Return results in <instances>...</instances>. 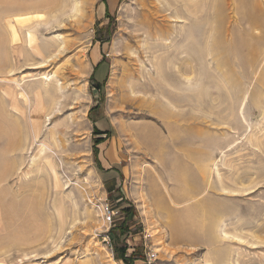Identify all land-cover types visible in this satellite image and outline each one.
<instances>
[{
	"label": "rangeland",
	"instance_id": "1",
	"mask_svg": "<svg viewBox=\"0 0 264 264\" xmlns=\"http://www.w3.org/2000/svg\"><path fill=\"white\" fill-rule=\"evenodd\" d=\"M195 1L0 3V264H264V0ZM144 6L164 36L140 30ZM16 23L53 63L35 69L26 36L12 49ZM149 81L166 119L140 110ZM55 88V105L40 98ZM149 170L162 210L142 196Z\"/></svg>",
	"mask_w": 264,
	"mask_h": 264
},
{
	"label": "bare ground",
	"instance_id": "2",
	"mask_svg": "<svg viewBox=\"0 0 264 264\" xmlns=\"http://www.w3.org/2000/svg\"><path fill=\"white\" fill-rule=\"evenodd\" d=\"M6 1V4H8L9 5V7L11 6L8 2H13L14 1V4H16L15 3V1L16 0H5ZM5 1H1L0 3H2V5H3V3L5 2ZM47 1V0H46ZM194 1V0H193ZM196 1H198V0H196ZM195 1V2H196ZM12 2H11V4H12ZM49 2V1H48ZM199 2V1H198ZM43 3V2H42ZM50 3V2H49ZM50 4H52V3H50ZM1 5V4H0ZM194 5V4H193ZM4 6V5H3ZM5 6H7V5H5ZM46 6V5H45ZM49 6V5H48ZM48 6H47V8H48ZM14 7V9L12 10V11H14V12H19L20 13V9H18V7L17 6H13ZM199 7V6H198ZM4 9H5V7H3ZM31 8V7H30ZM32 8H33V6H32ZM31 8V9H32ZM149 8V7H148ZM218 8V7H217ZM7 9V8H6ZM8 10H10V9H8ZM18 10H20V11H18ZM39 10V9H38ZM52 10V9H51ZM22 11H24L23 9H22ZM25 12V11H24ZM52 12V11H51ZM46 13V12H45ZM158 14L156 13V12H154V11H152L151 9L149 10V9H146V6H144L143 7V9H141L140 11H139V13L137 14V19H136V23H137V25L140 27V30H143L144 32L143 33H146V35L148 34V35H150V38H151V36L152 35H155V36H164V30L162 31V29H160V28H158V26H156L155 24L157 23V22H162V21H160L159 19H160V17H158L157 16ZM16 24H17V26H16ZM15 25H13V26H11L10 25V27H8V33H7V35H8V43H9V45H11L12 46V49H14V48H16V47H18L19 45H22V43L23 42H26V40H25V38L28 40L27 41V43H28V46H29V49H30V56H33V57H39L40 59H41V65L40 66H38V67H34L35 69H38V68H44V67H47L48 65H49V63H53L54 61L53 60H51V59H49V60H47V58L48 57H46V51H45V49H43L42 48V46L40 45V42L38 41V37L36 36V35H34V34H32V33H30V32H28L27 33V36L26 35H24V30L23 29H19L18 28V23H16ZM158 25V24H157ZM156 26V27H155ZM29 28H30V26H28ZM27 27V28H28ZM25 28V27H24ZM155 28L157 29L156 31H154L155 30ZM26 29V28H25ZM30 33V34H29ZM35 33H37L36 31H35ZM24 35V36H23ZM26 36V37H25ZM132 36V35H131ZM25 37V38H24ZM157 38V37H156ZM160 39V38H159ZM131 42V41H130ZM50 45V44H49ZM22 46H25V45H22ZM46 46V45H45ZM25 49V48H24ZM23 49V50H24ZM49 52H50V54H53V52L55 51L54 49H47ZM58 51H60V49H58ZM23 52V51H22ZM61 52V51H60ZM63 53V52H62ZM55 55V54H54ZM56 56V55H55ZM59 56V55H58ZM57 56V57H58ZM53 58V57H52ZM55 60V59H54ZM32 61H34V60H32ZM37 62V61H36ZM80 64V63H79ZM78 66H80V65H78ZM80 69V68H79ZM82 71H85V68H82ZM79 72H80V70H79ZM77 74V73H76ZM42 79H44V80H46V81H48L49 79H47V78H42ZM151 80V79H150ZM154 82V85H152V83H150V81H149V83L148 84H146L147 85V89L143 92V96H139V97H136V101H138V102H141V107H140V110H142V111H145V112H147V113H151V114H154V115H156L157 117H160V118H165L166 119V117H167V114L169 113V112H167V110L165 109L164 110V108H163V106L160 104L162 101L160 100V98H155V97H153V94H152V90L154 89V87L156 86V81H153ZM159 87H160V85H159ZM62 89V88H61ZM161 90V89H160ZM39 95H40V98L42 97V95H44L45 96V99H46V101H47V99H50V100H52V104H56V100H57V98H58V94H57V89L55 88V90L54 91H48V90H45V92H44V94H43V92L42 91H40L39 92ZM39 95H38V98H39ZM157 95V94H156ZM156 95H154V96H156ZM160 96L162 97V98H164L165 100H168L167 98H166V96H165V94H164V92H160ZM159 97V96H158ZM39 98V99H40ZM153 98H155V99H153ZM42 99V98H41ZM15 100H18L16 97H15ZM169 104H172V105H174L171 101H167ZM42 104H43V102L42 103H40V106H39V108L41 109V111H43L44 109L42 108ZM140 104V103H139ZM48 105V104H47ZM13 109H12V113H13V115L14 116H17L18 118H19V116L21 117V116H25V113L23 112V111H21L22 109H20L19 107H18V105H14L13 107H12ZM169 115V114H168ZM4 119V118H3ZM17 120V119H16ZM5 123V122H4ZM16 123V122H15ZM17 124H19V123H17ZM11 126V125H10ZM19 126H20V124H19ZM19 126H16V124H15V126H13V128H14V130L17 132L18 130L17 129H19ZM36 127H38V125L36 126ZM22 128V127H21ZM7 129V128H6ZM131 129L133 130H135L136 131V134L137 135H135V136H138V138H140V139H138V140H140V141H142L144 144H146L147 145V147H149V146H152L153 144L155 145V146H159V147H162L163 146V143H164V139H163V137L161 136V134L158 132V131H156L155 130V128H153L152 126H149V125H143V126H140V127H138V128H135V127H131ZM8 131V130H7ZM20 131H23L22 129H20ZM171 131H172V128H171ZM1 133H3V132H1ZM12 133V132H11ZM10 135H12V134H10ZM5 136V135H4ZM9 136V135H8ZM12 137V136H11ZM9 138V137H8ZM7 138V139H8ZM10 139H12V138H10ZM177 139L178 138H176L174 135H172V139H169L170 140V146L173 148V152H174V154L172 155L174 158V164H175V166L178 168V166H181L183 163H182V161L183 160H181V159H183L180 155L182 154H184L183 152V148L181 147V146H179L178 144H180L179 143V141L177 142ZM168 140V141H169ZM9 141V140H8ZM10 143V142H9ZM185 156V155H184ZM181 164V165H180ZM183 166V165H182ZM182 166H181V168H182ZM184 167H187V166H185L184 165ZM177 168H175V169H177ZM184 169V168H183ZM186 169V168H185ZM188 169V168H187ZM148 173H149V176H148V183H146V185H147V188H146V190H145V192L143 193V191H142V196L145 198V199H147V200H149V201H151L152 203H154L155 204V206H156V208L158 209V210H162L163 209V207L164 206H167L166 205V200H165V198H164V196L162 195V192H161V190L159 189V187L158 186H156L153 182H152V180H151V178L152 177H154V172H152L151 170H149L148 171ZM156 176V175H155ZM160 184V183H159ZM198 188H195V190H194V194H196L197 192H198ZM169 199V201H171L172 203H176L177 201L178 202H182L183 200H189L190 198H195V196L194 195H187V196H185V197H181V196H175V195H170L169 197H168ZM208 207L209 208H212V205H210V204H208ZM171 224V223H170ZM175 224V223H174ZM173 228H176V226L174 225L173 226V224L171 225ZM178 226V225H177ZM172 239L175 241L176 240V238L174 237V236H172ZM158 253V252H157Z\"/></svg>",
	"mask_w": 264,
	"mask_h": 264
},
{
	"label": "built area",
	"instance_id": "3",
	"mask_svg": "<svg viewBox=\"0 0 264 264\" xmlns=\"http://www.w3.org/2000/svg\"><path fill=\"white\" fill-rule=\"evenodd\" d=\"M104 218L107 224H113L116 220V211L113 207H110L108 204L105 205ZM156 259V253L147 254V264H152Z\"/></svg>",
	"mask_w": 264,
	"mask_h": 264
},
{
	"label": "trees",
	"instance_id": "4",
	"mask_svg": "<svg viewBox=\"0 0 264 264\" xmlns=\"http://www.w3.org/2000/svg\"><path fill=\"white\" fill-rule=\"evenodd\" d=\"M104 1V3H106L107 2V0H103ZM98 67V66H97ZM99 134H100V132H99ZM105 134V138H102L101 140H99L98 142H97V144H96V146H95V148H96V157H97V161H98V164H99V168H102V162H101V160H100V157H99V155H100V149H99V146L101 145V144H103L104 142H106L108 139H110L111 138V133L110 132H105L104 133ZM103 169V168H102ZM124 228L122 227V230H123ZM131 259V258H130Z\"/></svg>",
	"mask_w": 264,
	"mask_h": 264
},
{
	"label": "crops",
	"instance_id": "5",
	"mask_svg": "<svg viewBox=\"0 0 264 264\" xmlns=\"http://www.w3.org/2000/svg\"><path fill=\"white\" fill-rule=\"evenodd\" d=\"M96 59H97V58H96ZM97 61L99 62L100 60H97ZM105 155H106V154H105ZM106 157H107V156H106ZM113 161H114V162L117 161L116 158H115V155H114V156L112 155L111 159H109V163L107 162L108 164L105 165V164L103 163V164H102V168L105 169V170H108V171H110V170H111V171L114 170V168H113V166H112V162H113ZM115 168H116V167H115ZM116 169H117V168H116Z\"/></svg>",
	"mask_w": 264,
	"mask_h": 264
}]
</instances>
